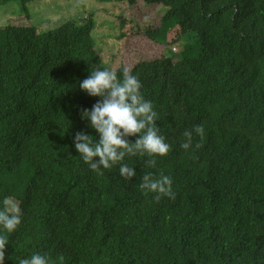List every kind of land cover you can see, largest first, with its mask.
Returning <instances> with one entry per match:
<instances>
[{"label": "trees", "instance_id": "16d2710c", "mask_svg": "<svg viewBox=\"0 0 264 264\" xmlns=\"http://www.w3.org/2000/svg\"><path fill=\"white\" fill-rule=\"evenodd\" d=\"M13 1L28 21L35 0L0 6ZM143 1L166 8L143 31L166 52L129 70L172 150L152 169L126 157L130 183L118 166L96 174L73 147L77 132L97 137L81 114L98 98L79 88L103 68L92 19L0 27V205L23 213L4 264L36 252L52 264H264V0ZM199 124L204 138L185 151ZM149 171L171 176L174 199L144 194Z\"/></svg>", "mask_w": 264, "mask_h": 264}, {"label": "clouds", "instance_id": "9594fccd", "mask_svg": "<svg viewBox=\"0 0 264 264\" xmlns=\"http://www.w3.org/2000/svg\"><path fill=\"white\" fill-rule=\"evenodd\" d=\"M79 88L88 96L98 98L91 110L85 109L81 114V119L88 122L86 126L94 130L97 137L77 132L73 139L75 152L93 172L104 175L106 170L118 166L119 176L130 183L137 173L134 166L125 162L126 157L145 158L146 167L152 169L156 167L158 157H166L172 150L156 125L158 114L153 103L145 98L141 82L131 70L125 69L118 76L116 71L108 68H95L79 83ZM194 135L201 140L204 138L203 124L186 129L180 147L185 151L193 149ZM129 137L136 139L130 143ZM199 146L195 145L196 148ZM138 187L145 195L153 194L157 202L164 197L175 198L173 180L163 172L158 176L145 172ZM22 218L20 205L11 198H4L0 205V264L5 262L9 236L21 225ZM17 261L18 264H52L51 258L40 252L17 258Z\"/></svg>", "mask_w": 264, "mask_h": 264}, {"label": "rangeland", "instance_id": "374dc122", "mask_svg": "<svg viewBox=\"0 0 264 264\" xmlns=\"http://www.w3.org/2000/svg\"><path fill=\"white\" fill-rule=\"evenodd\" d=\"M27 10L28 21L19 1L0 6V27L7 23L30 24L42 32L65 20L83 25L92 19L91 36L103 68L130 69L140 61L160 58L166 52L164 46L152 42L143 33L159 25L166 11L162 5L147 4L143 0H135L134 4L127 0H35L27 4ZM120 21L125 22V35L121 38ZM177 49L171 47L172 53L177 54Z\"/></svg>", "mask_w": 264, "mask_h": 264}]
</instances>
